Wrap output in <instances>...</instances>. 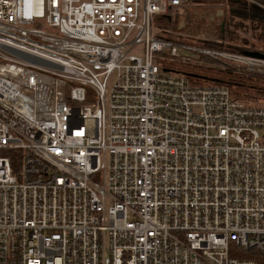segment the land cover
Returning <instances> with one entry per match:
<instances>
[{
    "label": "built area",
    "instance_id": "1",
    "mask_svg": "<svg viewBox=\"0 0 264 264\" xmlns=\"http://www.w3.org/2000/svg\"><path fill=\"white\" fill-rule=\"evenodd\" d=\"M188 1L0 0V264H257L264 107L166 64L264 60L157 38Z\"/></svg>",
    "mask_w": 264,
    "mask_h": 264
},
{
    "label": "trees",
    "instance_id": "2",
    "mask_svg": "<svg viewBox=\"0 0 264 264\" xmlns=\"http://www.w3.org/2000/svg\"><path fill=\"white\" fill-rule=\"evenodd\" d=\"M253 1L254 3L246 0H189L184 7L190 5L224 10V27H208L201 40H192L172 27L170 12L165 17L154 19L155 36L174 43L192 44L235 54H243L246 51H258L264 54V49L255 50L244 44L248 38H242L236 33L247 28L246 25L250 26L249 29L264 30V0ZM255 24L257 26H254ZM188 30L190 31V28ZM262 33L263 36L259 40L264 43V32ZM166 65L168 69H174L186 76L192 84L226 87L234 99L251 107H264L263 103H258L264 102V79L250 78L236 71L222 70L219 63L207 57H202L201 63L194 65ZM236 250L237 248L231 245V257L254 259L257 264H264V253L260 251L241 252V255H238L235 253Z\"/></svg>",
    "mask_w": 264,
    "mask_h": 264
},
{
    "label": "rangeland",
    "instance_id": "3",
    "mask_svg": "<svg viewBox=\"0 0 264 264\" xmlns=\"http://www.w3.org/2000/svg\"><path fill=\"white\" fill-rule=\"evenodd\" d=\"M225 11L217 8L210 7H187L182 6L181 8L171 12V24L172 27L183 35L190 37L192 40H201L204 37V32L208 27H224ZM247 28L244 30H238L237 35L240 37L248 38L244 44H248L250 48L264 49V43L259 39L263 36V29H249L250 26L246 25ZM254 26H257L255 24ZM264 26V24H263ZM190 28V31L188 30ZM260 28V27H258ZM248 32V34H246ZM241 46V45H240ZM201 57L197 63H201ZM222 70H228L233 72L234 70L220 65ZM244 75V74H242ZM250 78L264 79V70L261 73H254L252 75H244ZM263 103L264 102H258Z\"/></svg>",
    "mask_w": 264,
    "mask_h": 264
},
{
    "label": "water",
    "instance_id": "4",
    "mask_svg": "<svg viewBox=\"0 0 264 264\" xmlns=\"http://www.w3.org/2000/svg\"><path fill=\"white\" fill-rule=\"evenodd\" d=\"M244 56L264 60V54L258 51H246L243 52Z\"/></svg>",
    "mask_w": 264,
    "mask_h": 264
}]
</instances>
